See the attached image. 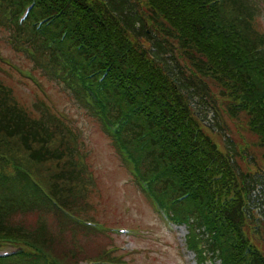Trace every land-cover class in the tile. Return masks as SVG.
<instances>
[{
  "label": "trees",
  "instance_id": "16d2710c",
  "mask_svg": "<svg viewBox=\"0 0 264 264\" xmlns=\"http://www.w3.org/2000/svg\"><path fill=\"white\" fill-rule=\"evenodd\" d=\"M0 30L100 124L152 204L187 227L196 264H264V168L240 174L204 124L240 114L252 141L229 145L264 158V0H0ZM78 136L45 103L17 105L0 79V165L11 163L0 169V243L24 236L34 262L70 264L84 245L63 248L30 215L54 216L60 232L74 234L72 216L83 235L102 232L85 225L101 196ZM95 257L130 264L113 246Z\"/></svg>",
  "mask_w": 264,
  "mask_h": 264
},
{
  "label": "rangeland",
  "instance_id": "374dc122",
  "mask_svg": "<svg viewBox=\"0 0 264 264\" xmlns=\"http://www.w3.org/2000/svg\"><path fill=\"white\" fill-rule=\"evenodd\" d=\"M6 38V34L0 30V79L12 89L15 101L25 109L31 110L35 102L41 101L71 122L79 132L78 143L85 154L87 171L95 181L96 196H101L91 199L96 211L89 212L87 216L103 222L101 225L113 226L110 230L125 229L126 232L119 231L121 234L116 235L111 232L109 237L112 239L99 235L87 239L83 243L84 254L79 256L74 252L77 258L73 261L68 259L70 264H85L110 246L120 248L118 253L124 255L125 259L129 258L132 264H194L193 256L182 250L187 230L172 226L165 219L163 210H156L132 182L130 172L122 164L100 124L78 108L57 84L32 69L28 59L21 52L14 51ZM198 111H202V107ZM209 123L224 126V132L238 145L243 144L242 139L252 140L243 128L244 120L234 122L221 116L211 118ZM233 151L239 155L238 150ZM255 155L258 162H264L262 149H255ZM34 220L28 223L32 224ZM61 244L66 249L68 241L64 239ZM57 245L61 247L59 243ZM132 248L135 251H131ZM130 253L131 257L128 256Z\"/></svg>",
  "mask_w": 264,
  "mask_h": 264
}]
</instances>
